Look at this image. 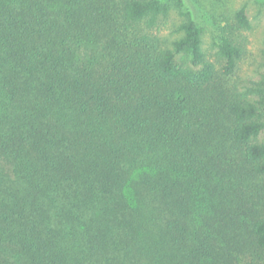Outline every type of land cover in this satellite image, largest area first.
I'll list each match as a JSON object with an SVG mask.
<instances>
[{
    "label": "trees",
    "instance_id": "trees-1",
    "mask_svg": "<svg viewBox=\"0 0 264 264\" xmlns=\"http://www.w3.org/2000/svg\"><path fill=\"white\" fill-rule=\"evenodd\" d=\"M223 15L205 48L187 0H0V264H264V72Z\"/></svg>",
    "mask_w": 264,
    "mask_h": 264
},
{
    "label": "rangeland",
    "instance_id": "rangeland-1",
    "mask_svg": "<svg viewBox=\"0 0 264 264\" xmlns=\"http://www.w3.org/2000/svg\"><path fill=\"white\" fill-rule=\"evenodd\" d=\"M187 4L197 14L205 28V48L211 47L215 36V25L225 18L223 14L247 4L252 29L245 32L248 55L243 67L250 75L264 72V0H187ZM180 18L179 9L175 7L173 18L165 34L172 32V27Z\"/></svg>",
    "mask_w": 264,
    "mask_h": 264
}]
</instances>
